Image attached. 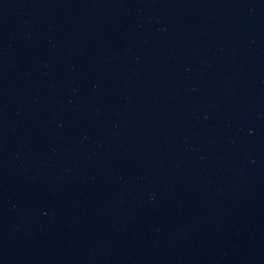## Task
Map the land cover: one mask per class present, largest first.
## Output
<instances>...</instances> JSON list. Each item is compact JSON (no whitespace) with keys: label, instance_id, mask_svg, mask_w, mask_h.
I'll return each instance as SVG.
<instances>
[{"label":"water","instance_id":"water-1","mask_svg":"<svg viewBox=\"0 0 264 264\" xmlns=\"http://www.w3.org/2000/svg\"><path fill=\"white\" fill-rule=\"evenodd\" d=\"M0 264H264V0H0Z\"/></svg>","mask_w":264,"mask_h":264}]
</instances>
